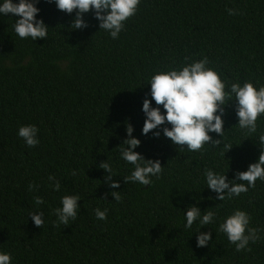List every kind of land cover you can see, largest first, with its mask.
Segmentation results:
<instances>
[{
    "label": "trees",
    "instance_id": "16d2710c",
    "mask_svg": "<svg viewBox=\"0 0 264 264\" xmlns=\"http://www.w3.org/2000/svg\"><path fill=\"white\" fill-rule=\"evenodd\" d=\"M37 7L47 39L19 38L18 17L0 15V251L11 253L12 264H264V182L219 201L204 177L212 169L231 180L255 163L264 117L247 134L236 126L230 102L221 146L206 143L195 152L162 135H141L142 101L157 72L207 57L226 91L237 82L264 87V0H140L117 39L100 31L91 12L84 15L88 27L73 31L75 11L45 0ZM127 123L141 141L135 151L163 167L149 186L124 183L133 170L118 148ZM29 124L39 129L34 148L17 136ZM225 145L233 148L227 153ZM106 160L118 189L104 183L99 165ZM65 195H78L80 208L75 220L57 224L54 210ZM37 197L44 203L37 205ZM194 203L216 214L201 229L212 231L204 248L196 246L201 226L184 228L183 211ZM97 208L107 209L106 220L96 218ZM236 209L260 229L250 251H237L218 230ZM34 212L44 214L41 228L31 220Z\"/></svg>",
    "mask_w": 264,
    "mask_h": 264
},
{
    "label": "clouds",
    "instance_id": "9594fccd",
    "mask_svg": "<svg viewBox=\"0 0 264 264\" xmlns=\"http://www.w3.org/2000/svg\"><path fill=\"white\" fill-rule=\"evenodd\" d=\"M46 3L55 4L56 8L75 16L71 21L70 29L73 31L86 29L87 22L84 15L91 12L93 18L98 21L100 31L107 32L112 39L119 38V34L125 28V22L134 16L138 10L140 0H45ZM40 0H0V15L12 14L16 19L14 31L21 39L31 38L33 41L47 39L48 26L42 19H37L40 9L37 5ZM229 15L236 14L233 9H228ZM207 57L186 63L179 69L161 71L154 74L148 83L150 90L142 101L141 111L144 114V123L141 135L152 134L159 139L161 135L174 146L178 145L189 152L202 149L208 143L219 147L223 140L225 106L234 103L235 115L238 126L247 134L257 132L258 118L264 117V87H255L251 82L241 85L232 83L226 91V85L220 75L214 69L208 67ZM150 97V98H149ZM227 101V103H226ZM153 102L155 106H153ZM162 106V107H161ZM126 139L118 147L120 159L133 166L130 175L123 180L124 183H139L149 186L152 177H159L162 172L160 160L145 159L135 151L141 146L140 139L133 136L134 127L127 123ZM39 129L34 124L23 125L18 128L17 136L29 148L36 147ZM211 133H215L222 139L213 140ZM260 155L255 163L248 165L246 171H237L234 178L229 180L227 173L220 174L212 169L204 172L206 189L215 193V199L219 201L231 200L246 193L250 188H255L256 181L264 182V134L259 136ZM186 146V148L184 147ZM228 148L227 153L233 148ZM99 167L107 175L104 183L111 189H118L120 183L114 180L112 168L102 162ZM76 173L73 172V175ZM49 180H55L50 176ZM246 182V183H245ZM54 191L60 190V183L53 185ZM110 195L119 201V191H113ZM211 198V197H210ZM212 199V198H211ZM78 195H65L61 197V207L56 208L57 224L67 225L70 220H75L80 208ZM42 198H36V204H43ZM197 203L188 205L184 213V228L191 229L194 223L201 227L195 233L196 246L207 247L212 240V231L202 232L203 226L214 223L216 214L212 211H201ZM43 212L30 214L36 227L44 224ZM98 220L107 219V209L95 210ZM251 217L246 211L236 209L224 218L219 224V232L225 234L230 244H234L237 251L249 250L250 242L255 243L260 239V229L250 227ZM0 264H12V255L9 252L0 251Z\"/></svg>",
    "mask_w": 264,
    "mask_h": 264
}]
</instances>
